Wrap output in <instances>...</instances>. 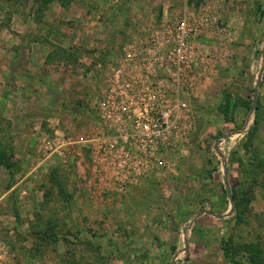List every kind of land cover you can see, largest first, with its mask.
<instances>
[{
    "label": "rangeland",
    "instance_id": "obj_1",
    "mask_svg": "<svg viewBox=\"0 0 264 264\" xmlns=\"http://www.w3.org/2000/svg\"><path fill=\"white\" fill-rule=\"evenodd\" d=\"M160 1L0 0L1 264H204L207 250L227 264H264V0L168 6L190 12L214 56L173 172L120 195L85 148L46 152L56 130L82 135L92 87L126 42L167 18ZM31 36L36 56L15 61ZM22 60L34 66L29 91Z\"/></svg>",
    "mask_w": 264,
    "mask_h": 264
},
{
    "label": "built area",
    "instance_id": "obj_2",
    "mask_svg": "<svg viewBox=\"0 0 264 264\" xmlns=\"http://www.w3.org/2000/svg\"><path fill=\"white\" fill-rule=\"evenodd\" d=\"M198 35L185 9L126 42L92 87L91 122L77 139L57 130L48 136V156L85 148L93 173L120 195L173 172L213 70L214 56Z\"/></svg>",
    "mask_w": 264,
    "mask_h": 264
},
{
    "label": "crops",
    "instance_id": "obj_3",
    "mask_svg": "<svg viewBox=\"0 0 264 264\" xmlns=\"http://www.w3.org/2000/svg\"><path fill=\"white\" fill-rule=\"evenodd\" d=\"M160 2H163L164 3V5H165V7H166V9H165V11H164V13H163V16H166V17H168V16H176V15H174L175 13V11H170L169 9H168V6H171L174 2H172V0H169V1H166V0H161ZM173 6L175 7V5L173 4ZM174 13V14H173ZM31 20H29V22H30ZM25 23V22H24ZM29 24V23H28ZM22 33V32H21ZM79 35H80V32H79ZM34 36H31V39L30 40H28L27 42L29 43V46H27L26 44H25V46H22V48L21 49H19V51L16 53L17 54V59H15V61H19L20 59H22L24 56H25V52H28V55H30V56H36V50L38 49L37 48V45H39V43L38 42H35L34 40H32V38H33ZM32 49V50H31ZM45 49L47 50L48 49V47H46L45 46ZM31 51V52H30ZM48 51V50H47ZM47 53V52H46ZM48 53H49V51H48ZM47 53V54H48ZM38 54V53H37ZM37 57H38V55H37ZM25 60H22V61H20V66H21V69H20V71H23V72H25L24 74H23V81L25 80L26 82H25V84H24V89H22V90H27L28 88H26L27 86H30V73L33 71V68H34V66H32L31 64L30 65H26L25 64V62H24ZM45 66H47V68L50 66V65H45ZM16 67V66H15ZM22 68L24 69V70H22ZM32 81V80H31ZM31 87V86H30ZM27 91H29V90H27ZM29 94H31V93H29ZM31 96H34V95H31ZM25 98L28 100V101H33L34 99H29V97H27V96H25ZM36 98V97H35ZM176 243V242H175ZM178 244V243H177ZM194 246H197V244H195ZM211 247H212V245H211ZM196 252H198V251H196ZM207 253H206V257H205V263L204 264H227L226 263V260H225V258H223V259H221V262H219V259H218V257H216L215 258V256L213 255L214 254V252H212V254H210L211 252L209 251V250H207L206 251ZM198 254V253H197Z\"/></svg>",
    "mask_w": 264,
    "mask_h": 264
},
{
    "label": "water",
    "instance_id": "obj_4",
    "mask_svg": "<svg viewBox=\"0 0 264 264\" xmlns=\"http://www.w3.org/2000/svg\"><path fill=\"white\" fill-rule=\"evenodd\" d=\"M263 56H264V52H263ZM261 79H262V76L259 77V80L255 86V89H254V96H253V101H252V107H251V113H253L255 110H256V107L258 105V101H259V89H260V85H261ZM248 124V122H247ZM226 184H225V190H226V194L229 198H232V191H231V187H230V184L227 180V174H226ZM207 214H210L212 216H216L214 213H212L210 210H207L206 211ZM232 215V212H230L227 216H230Z\"/></svg>",
    "mask_w": 264,
    "mask_h": 264
},
{
    "label": "trees",
    "instance_id": "obj_5",
    "mask_svg": "<svg viewBox=\"0 0 264 264\" xmlns=\"http://www.w3.org/2000/svg\"><path fill=\"white\" fill-rule=\"evenodd\" d=\"M223 112H224V110H223Z\"/></svg>",
    "mask_w": 264,
    "mask_h": 264
}]
</instances>
